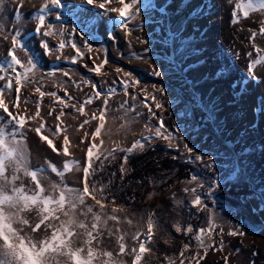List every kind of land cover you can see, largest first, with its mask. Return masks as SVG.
Instances as JSON below:
<instances>
[{"label":"rangeland","instance_id":"1","mask_svg":"<svg viewBox=\"0 0 264 264\" xmlns=\"http://www.w3.org/2000/svg\"><path fill=\"white\" fill-rule=\"evenodd\" d=\"M157 1L149 0V6L144 3L139 7V10L144 11L142 9L147 6V10L152 13V10L155 9L154 12L156 13ZM172 2L173 0H170V3ZM165 4H168V2ZM191 9L195 10L196 8L191 7ZM235 10L237 11L236 8ZM174 11L177 10L174 9ZM238 13L237 17L239 20L246 19L240 10H238ZM252 14L254 12L250 13L249 16ZM257 14L264 17V14L259 12ZM3 25L1 17L0 26L4 27ZM189 26L190 19L185 17L184 28L182 29L187 30ZM70 29H72L70 23H67L66 27H63L58 22L54 25V32L59 39L65 43L71 41L78 46L79 41H77L75 36L71 37ZM217 33L221 34V36L217 35L218 39H216L215 44L217 48L214 49L217 50L219 62L227 63L226 65L235 71L236 75L242 73V70L247 74L248 63L257 58L253 48V45H255L254 40L250 38L251 36L249 38L245 36L244 43H250L252 50L250 52H242L243 54L239 52L235 54L232 43L223 35L221 28L218 29ZM192 38L197 39L195 36ZM191 41L186 42V53L183 52L184 54L180 53L179 46L173 44L174 50L177 49L176 52L174 51L173 63L175 61L179 65L178 69L185 74L189 73L190 69L194 68L193 66H196L199 61L197 58H200V56L198 57L200 46L195 43V40L192 41L193 43ZM91 48L102 49L105 46L99 40L94 41ZM166 51L169 52L167 48ZM29 53L31 55L32 51L29 50ZM119 53L120 57L125 58L123 54ZM251 54L256 55L251 57ZM86 57L88 58V55L84 53L83 58ZM35 60L41 70L37 73V79L42 72H49V68L47 69L36 58ZM169 60H171V57ZM120 65L122 67L125 66L123 64ZM261 65L264 67V63L259 65L260 68ZM127 69L133 70L137 74L136 77H130L138 80L139 84L128 89L130 90V95L123 94L117 98H111L112 101L111 99L109 100L105 126L101 131L103 137L101 141L103 143L101 144L100 141L97 144L100 145L99 151L102 155L99 160L95 161L91 180V184L98 187L103 186V196L107 202V211H111V206L108 202L112 200L113 203L114 201L113 206L120 209L117 215L120 216L122 221L118 224L113 221L115 227L118 226L117 228H119L120 226L119 233H116V229H111L113 234L110 235L109 229H102L105 235L102 241L106 244L102 247L98 244V247L106 251H112L116 257L119 249L116 240L117 235L125 236V244L128 249L137 246L138 241L131 239L132 235L139 231L141 237L143 236V239H147L144 235L146 232V221L150 214H154L158 223L156 226L157 239L154 245L155 250L147 264H169V261H172L173 264H180L181 260L184 261V264H264V88L252 89V82L258 84L260 79L262 80L264 77L261 75L257 76V70H255V77L259 81H255L248 75L249 79L247 80L246 88L243 87L241 91H237V96L234 95L232 102L228 101L235 105V113L233 114L238 116L236 124L235 121H232L230 130L225 131L227 126L225 124L222 125L216 118V112L219 111L218 107L212 104L211 106L206 103L199 105L192 102L193 99L190 98H193V96L176 83V81L180 83L182 80L173 71L166 74L164 71L159 70L161 75L156 76L153 70H157V68L152 69L138 64L136 67L135 65H129ZM173 69L175 67L171 68V70ZM51 70L53 69L50 68ZM60 71H54L56 75L52 76L51 79L57 81L62 78L61 76L72 78L71 84L77 88L75 89L76 92L79 91L78 88L84 89L91 87L92 84L101 87V83L95 81L93 75L85 72L82 67L71 61L64 70ZM109 71V78L106 77L107 79H104L106 81H103L107 88L121 85L122 79H129V77H124L123 71L119 73L115 70L112 71V69H109ZM63 72H68L69 76L62 75ZM221 73L223 75L226 74L225 71H221ZM142 81L146 82L144 86ZM186 81L191 82L190 78H187ZM5 82L3 81L2 83ZM153 86L162 88L164 90L163 95L157 92ZM233 86L236 89L235 84ZM142 89L154 95L163 105L162 108L156 109L152 105L151 100L147 101V103L152 105L155 117H152L141 103L145 95L141 91ZM122 90L125 91L123 84ZM200 91H194L195 98L202 96L203 92ZM131 96H135L136 99L132 100ZM14 98L12 92L8 93L7 99L9 103ZM78 101L79 99H76L77 103ZM125 101L134 110L125 112V109L121 107ZM100 104L102 105V101L97 102V108L91 107V109L93 108L94 111L99 110ZM201 113H207L211 119L210 122L212 121L213 124L218 125L222 133L220 136L214 133L213 125L208 127L202 125ZM89 118H83L81 121L76 118L67 128L66 132L74 144L79 139V143H81L82 139L86 140V138L91 136V132L95 129L91 123L97 120H89L88 125L92 126L87 127L85 130H78L79 125ZM157 118L163 120L165 128L172 134V146H169V141L152 137L145 142L142 150L137 148L132 153L116 151L109 154L117 144H119L120 148L127 149L135 140L142 139V134L148 135L145 131V125L155 128L158 124ZM46 131L50 134L53 133L51 127H47ZM85 133L89 135L86 137ZM81 144L85 145V143ZM185 144L192 149L191 153L184 147ZM25 146L28 150L29 163L32 165L29 147L26 142ZM197 155L201 156L202 159L196 160ZM124 156L128 157L126 163L123 160ZM122 165L126 169L123 173L121 172ZM208 165H211V167ZM41 167L46 168L47 165L36 169ZM45 174L51 181H57L52 177L50 171ZM193 175L197 176V181L187 183ZM121 176L122 178H120ZM213 181H216V184H213ZM47 183L48 181H45V184ZM196 183L204 185L203 189H197V193L201 195L208 211L193 208L189 203L192 196L183 191L186 187H194ZM162 184H164L163 190H161L163 192L162 194L160 193L161 196L160 194L158 196V193H155L154 190L156 186ZM210 187L212 188L211 194H209ZM150 193L160 197L158 206L155 202L147 200L146 196ZM120 197H122V200H119ZM177 200L181 201L179 205L176 204ZM90 203L92 204L93 201L90 200ZM252 203L262 210L263 218L255 214ZM136 213L139 215V221L141 222L132 221L128 223L129 220L134 218ZM209 213L215 215L216 225L212 234L205 239L204 246L201 247L194 237L197 228L207 226L206 222L209 218ZM242 215L252 225L258 226L260 229L254 233L246 232L241 224ZM177 221L182 226L192 225L193 232L187 235L182 232L177 233L173 227V224ZM230 232L243 234L229 235ZM185 244L189 245L187 250H185ZM181 252H183V256L180 255Z\"/></svg>","mask_w":264,"mask_h":264},{"label":"bare ground","instance_id":"2","mask_svg":"<svg viewBox=\"0 0 264 264\" xmlns=\"http://www.w3.org/2000/svg\"><path fill=\"white\" fill-rule=\"evenodd\" d=\"M166 2H168V4L164 5ZM235 2L236 0H173V2L170 3V0H158L156 8L159 12L156 11L155 13L154 9L151 13L147 10L148 8L146 6L145 9H142L144 11L139 10V12L133 17H129L122 21L118 18V14L106 12L97 6L89 5L85 2V0H60V7L49 6V9H52H48V11L44 13H40L39 9L45 3V0H3V3L0 4V18L2 17V23L4 24V27L0 26V67L7 69V65L4 63V60L6 59L8 49L11 47V36L15 35L17 30L19 31V38L21 41L27 45L28 50L32 51L31 56L44 64L47 69L49 68V72L50 68L53 69L51 72H54L64 70L67 67L71 60L66 57L75 55L71 45L65 43L66 46L62 49L63 51L57 52L55 51V48L62 40L59 39L56 34L53 37H44L42 34H38L34 31L37 23L36 17L43 14L45 16V24L51 25L53 32L54 25L57 22L61 23L63 27H66L67 23L72 25V29H70L71 37L75 36L77 41H79V45L77 47H79L83 52V57L84 53L88 55V58L77 57V63L74 64H78L85 72L93 75L95 81H99L101 83V87H96L102 95H110L111 98L114 99L125 93V91L122 90V84L114 85L109 88L104 85L103 81H106L104 79L106 77L109 78L110 75L109 69L116 71V69L119 68L123 72H127L130 76L134 77H136L137 74H135L133 70L127 69L129 65H135L136 67L140 64L152 69L157 68V70H162L166 74L173 71L174 74H176V76H180L182 80L180 83L179 81H176V83L187 93L193 96V98L189 97L190 99H193L192 102L198 103L199 105L206 103L211 106L212 104L218 107L219 111L216 112V118H218V121H220L222 125L225 124L227 126L225 131H229L230 127H232V121H235L236 124L238 115L233 114L235 113V105L229 103L228 101L232 102V100H234L233 98L237 96L236 92L241 91L243 87L246 88L247 80L249 79L248 75L250 74L249 72L245 74L243 72L244 70H242V73H238L236 75L235 71L226 65L227 63L223 64L222 62H219V57L216 52L217 50L214 49L217 48L215 45L216 39H218L217 35L221 36V34L217 33L218 29L221 28L223 35L230 40L232 43L231 45L234 47L233 49L235 54L237 52L241 54L242 52H250L252 50L250 43H244V38L245 36L249 38L253 31L257 32L255 39L252 38L254 40L253 42L255 43V47L264 51V35L259 34L260 21L264 20V17L262 15H258L257 12H254V14L248 18L239 20L238 23H233L231 13L235 11L236 14L239 15V9H237V11L235 10ZM239 2L246 3L247 0H239ZM144 3L145 5H148L149 0H139L136 7L139 8ZM108 6L117 7L119 5L117 3H112ZM191 7H195L197 12L192 10ZM174 9L177 11H174ZM57 17L59 18L57 19ZM185 17L190 19V26L187 30L182 29L184 28L183 22ZM122 25L126 27H122ZM4 36H7L8 39H4ZM193 36L197 37V39H193ZM42 40L47 41L50 49H52V51L47 55L41 47ZM99 40L102 41L105 48H91L92 51H89L88 48L85 47V44H88L91 47L94 41ZM191 40H195V43L200 46V51H198V57L200 56V58H197L199 61L196 63V66H193L194 68L190 69L189 73L185 74L182 70L178 69L179 65L175 63V61L173 63L172 58H174V51L176 52L177 50H174L173 44L179 46L178 49H180V53H186V42H190ZM166 48L169 52L166 51ZM118 52H120L119 54H123L125 58L120 57ZM256 54H251V57H254ZM18 55L23 56V53H20L18 50ZM57 56H59L60 59H57ZM170 57L171 60L168 61ZM201 58L202 60H200ZM105 59L107 60V63L104 64L101 74H96L88 70L90 67L100 64L101 61ZM120 64L125 66L122 67ZM85 65H87V67ZM64 66L66 67L63 68ZM174 67L176 70H171V68ZM255 70H257V76L261 75L264 77V67H262V65L261 68L259 65L256 66L254 74H256ZM221 71H225L226 74L223 75ZM47 73L48 72L44 71V73L42 72L41 76L39 75L40 77L37 78L43 84L42 90L45 92H56L57 96L65 99L69 105L68 107H63L62 105L54 102V98L48 95H46L40 102L41 117L46 123L44 134L50 136L54 140L57 147L62 148L63 137L64 135H69L66 131L69 125L73 123V120L79 118V121H81L83 118L88 117H90L88 120H91L93 113H96L98 116L99 110L94 111L91 107L97 108V102L101 100L94 98L93 103L91 105H86L85 107L87 115L81 116L79 112L72 107V105L75 104L78 107L79 104L82 103V101H84L88 96H94L92 87L84 89L78 88L79 91L76 92L75 89L77 88H75V85L71 84L72 78H65L61 76L62 78L60 80L53 81L51 79L52 76L46 75ZM7 74L9 76L13 75L10 70H7ZM112 75L115 76L114 74ZM185 78H190L191 82H187ZM256 80L257 82L259 81L258 78L255 79V81ZM2 82L3 81H0V84H3ZM142 82V85L144 86L146 82ZM233 84H235L236 89L233 88ZM61 86L67 89L68 94L73 97L72 100H68L67 97L64 96V91L61 90ZM34 87V85H28L21 89L22 101H28L26 105L22 103L21 111H23L24 108H27L26 114L28 115L35 112L36 101L39 99V94L34 93ZM252 87V89H257L258 87L264 88V79H260V83L258 84H254L252 82ZM112 89L118 90L112 93ZM195 90H201L203 92L202 96L195 98ZM127 91L129 92L130 90L127 89ZM12 93L15 97L14 91ZM7 95L5 96V99L6 102H9ZM76 99H79L78 103L76 102ZM9 105L10 110L16 114L17 109L11 108V103H9ZM53 109H55L53 115H47L48 112ZM61 109H63L65 113V115L61 118L63 121L62 128L64 129V132L58 136H53L52 133L50 134L46 131V129L47 127H51L53 132L55 131V127L59 123L55 119V115L58 114ZM67 114L69 115L67 116ZM201 114L202 125L207 127L213 125L214 133L220 136L222 133L220 132L218 125L213 124L212 121L210 122L211 119L208 117L207 113ZM0 122H2V126L5 127L6 134L15 133L17 139H23L26 142L29 147L30 160L32 161L31 163H33L31 166L34 169L47 165V162H51L58 168L62 169L66 160H75L81 162L82 164L86 159L88 143L93 142L90 136L86 138L88 143H85V145L79 143L80 139L74 144L68 136L71 142L68 150L71 155L69 157H65L63 154L53 152L45 142L40 140L36 132L33 131V129L39 124L38 120L29 121L25 128L20 130L23 132V137L20 136V132L17 130L12 120L10 118L6 119V114L2 113V111H0ZM98 123L99 121L97 120L91 124H93V127L96 128ZM90 126L92 125L87 124L83 129L85 130ZM102 139L103 137L100 134L98 139L94 142L98 144ZM90 171L92 172L93 169H90ZM51 175L55 180H59V177L53 173H51ZM82 176V171L78 172V170L73 168V170L65 174L63 178L64 183L72 187L81 188ZM113 178L115 179V177ZM120 178H122V176ZM90 180H92V175ZM27 182L28 181H26V183ZM163 185L164 184L156 186L154 190L155 193H158V196L163 192L161 191L163 190ZM146 197L147 200L155 202L157 206L160 204V197H156L154 193H150ZM121 198L122 197H120L119 200H122ZM87 203L91 204L90 200H88ZM108 203L111 207H113L112 200ZM252 208L254 209L256 215L263 218V214L261 212L262 210L260 208L256 207L253 203ZM25 215L31 220L36 219L35 212L25 213ZM134 215L135 216L132 218L133 220L131 219V222H141L139 221V215H137V213ZM120 221L122 220L120 219ZM117 227H115V223L113 221H108L104 229H116ZM102 233L103 234L99 237V245L101 247L106 244L102 241V238L105 236L104 230H102ZM141 238L143 239V236ZM156 239L157 230L156 235L153 237L151 242L149 241L146 245L147 247H150L152 251L144 254L145 259L142 261V264H147V262L151 259L155 250L154 245ZM116 258L125 262H128L131 259L127 255H125V257Z\"/></svg>","mask_w":264,"mask_h":264},{"label":"snow or ice","instance_id":"3","mask_svg":"<svg viewBox=\"0 0 264 264\" xmlns=\"http://www.w3.org/2000/svg\"><path fill=\"white\" fill-rule=\"evenodd\" d=\"M89 5H94L100 9L118 14L120 20H126L129 17H133L139 12V8L136 5L139 0H85ZM3 0H0V4ZM117 3V7H109L108 5ZM49 6L60 7V0H45V3L40 7L39 12L44 13L48 11ZM235 8L239 9L244 18H248L250 13L259 12L264 14V0H247L246 3H241L239 0L235 2ZM233 17V23H238L239 19L235 11L231 13ZM59 17H57L58 19ZM37 23L34 31L38 34H42L44 37H53L55 33L52 30L51 25L45 24V16L43 14L36 17ZM122 27H126L122 25ZM259 34L264 35V20L260 21ZM257 32H252L250 38H255ZM8 39L7 36L3 37ZM71 45L75 52V55L66 57L71 60L72 63H77V57H83V52L77 45L71 41L67 42ZM66 46L64 41H60L55 51L59 52ZM41 47L44 49L45 54H49L52 49L49 47L47 41H41ZM85 47L89 51H92L88 44ZM254 51L258 54L256 59L251 60L247 65V70L253 79H257L254 74V69L257 65L264 63V51L253 45ZM18 50L23 53V56L18 55ZM57 59H60L57 56ZM4 63L7 65V69L0 67V73H6L7 70L13 74L11 76L6 74H0V81H6L0 84V111L6 114V119L10 118L14 123L17 130L20 132V136L23 137V132L20 131L25 128L26 124L31 120H38L39 124L33 129L39 136L40 140L45 142L48 147L57 154H63L65 157H69V145L70 140L67 135L63 137V146L57 147L54 140L44 134L46 123L41 117L40 102L48 95L54 98V102L68 107V103L65 99L57 96L56 92L43 91V84L36 79L37 73L41 70L33 56L30 55L27 45L19 38V31L15 35L11 36V47L8 49L6 59ZM107 60L101 61L100 64L90 67L88 70L96 74H101V70ZM87 67V65H85ZM119 73L122 70L117 68ZM46 75L54 76L56 72H48ZM62 75L69 76L68 72H63ZM124 77L129 79H123L121 83L125 88V95H130L127 89L132 88L139 84V81L130 77L127 72L123 73ZM154 75L160 76L159 70H154ZM87 83V82H85ZM28 85H35L34 93L39 94V99L36 101L35 112L31 115L26 114L27 108L21 111L22 103L27 104V100L22 101L21 89ZM94 96H88L77 107L72 105L81 116L87 115L85 107L91 105L93 99L101 100L102 105L99 108V115L93 113L91 120H98L99 123L96 128L91 132V143L86 140H81V143H88L86 151V159L81 162L75 160H66L63 164V168L60 169L51 162H47V167H41L33 169L29 163L28 150L25 146L23 139H17L15 133L6 134L5 127L0 122V264H142L145 259V253L151 252L152 249L147 247V243L153 239L156 234L157 221L154 214H150L146 221V232L144 235L147 239L141 238V233L137 231L132 235L131 239L138 241V245L127 248L125 244V236L117 235L116 240L119 246L116 257L129 256L131 259L129 262L122 261L114 257L112 251H106L98 247L99 237L103 234L102 229L105 228L108 221H114L117 224L120 222V216L117 215L120 209L116 206L111 207V211H107V202L103 196V186L91 184L90 177L95 161L100 159L102 153L99 151L100 145H97L94 141L98 139L102 129L105 126L110 95L105 96L97 90L95 84L91 85ZM157 92L163 95L164 90L153 86ZM61 90L64 91V96L68 100H72L68 94L66 88L61 86ZM15 98L11 101V108L17 109V113L14 114L10 110L9 102H6L5 96L13 92ZM145 93L144 100L141 101L143 107L146 108L152 117H155L152 105L156 109H160L163 105L157 100L154 95H151L147 90L142 89ZM112 93L115 89L111 90ZM132 100H135V96H131ZM151 100L152 105L147 103ZM125 112L134 110L133 107L128 106V102L125 101L122 105ZM55 109L50 110L47 115L52 116ZM65 115L63 109L55 115V119L59 122L53 136H58L64 132L62 128V117ZM139 115V113H137ZM158 119V124L155 128L145 125V131L148 135L142 134V139L135 140L127 149L120 148L119 144L111 150L109 154L116 151L132 153L135 149H143L145 142L150 138L156 137L169 141V146H172V134L164 126L162 119ZM89 120H84L79 129H83L84 125L88 124ZM89 134L85 133L87 137ZM182 138V137H181ZM103 141H101V144ZM189 153L192 149L187 144L184 146ZM175 158V157H174ZM128 157L124 156L123 160L126 163ZM202 157L197 155L196 160H201ZM211 167V165H208ZM75 168L78 171H82L83 176L81 179V188L70 187L64 183V176L67 172ZM50 171L57 177L58 181H51L45 174ZM126 169L121 166V172H125ZM26 181H28L26 183ZM45 181H48L45 184ZM197 181V176L193 175L187 183H193ZM216 184V181H213ZM218 186V185H217ZM202 183H196L194 187L184 188L183 191L192 196L189 202L193 208H198L201 211H208L207 206L203 203L201 195L197 193V189H203ZM212 188H209V194H211ZM93 201L92 204H88L87 201ZM115 202L113 201V204ZM181 201L177 200L176 204L179 205ZM35 212L36 219L31 220L25 213ZM127 219V217H125ZM90 221V222H89ZM131 223V220L128 221ZM206 227H200L196 229V235L194 239L199 242L203 247L205 239L210 236L215 228V223L212 214L209 213ZM173 227L177 233H183L187 235L193 232V226H182L179 221L173 224ZM27 229V230H25ZM112 235L111 229L108 230ZM116 233L120 232L119 228H116ZM243 233L230 232L229 235H237ZM189 245L185 244V250ZM183 256V252L180 253ZM169 264H173L169 261ZM180 264H184L181 260Z\"/></svg>","mask_w":264,"mask_h":264},{"label":"water","instance_id":"4","mask_svg":"<svg viewBox=\"0 0 264 264\" xmlns=\"http://www.w3.org/2000/svg\"><path fill=\"white\" fill-rule=\"evenodd\" d=\"M241 224L243 225L246 232L254 233L257 232L260 227L252 225L245 217L242 215L241 217Z\"/></svg>","mask_w":264,"mask_h":264},{"label":"trees","instance_id":"5","mask_svg":"<svg viewBox=\"0 0 264 264\" xmlns=\"http://www.w3.org/2000/svg\"><path fill=\"white\" fill-rule=\"evenodd\" d=\"M212 217H213L214 223H215V225H216V222H215V215L213 214Z\"/></svg>","mask_w":264,"mask_h":264}]
</instances>
